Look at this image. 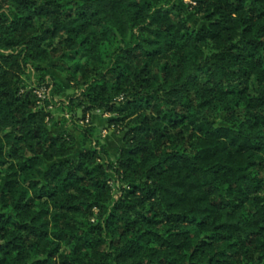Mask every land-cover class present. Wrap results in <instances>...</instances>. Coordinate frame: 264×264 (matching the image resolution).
I'll return each mask as SVG.
<instances>
[{
	"label": "clouds",
	"instance_id": "9594fccd",
	"mask_svg": "<svg viewBox=\"0 0 264 264\" xmlns=\"http://www.w3.org/2000/svg\"><path fill=\"white\" fill-rule=\"evenodd\" d=\"M0 264H264V0H0Z\"/></svg>",
	"mask_w": 264,
	"mask_h": 264
}]
</instances>
